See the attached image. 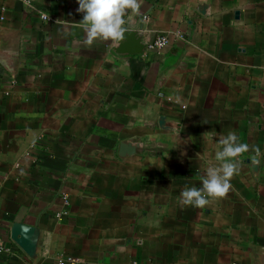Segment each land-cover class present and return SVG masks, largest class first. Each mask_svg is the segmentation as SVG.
Returning <instances> with one entry per match:
<instances>
[{"label":"crops","instance_id":"obj_1","mask_svg":"<svg viewBox=\"0 0 264 264\" xmlns=\"http://www.w3.org/2000/svg\"><path fill=\"white\" fill-rule=\"evenodd\" d=\"M78 7L0 0V264H264V0H141L138 55ZM229 132L227 198L182 207Z\"/></svg>","mask_w":264,"mask_h":264},{"label":"clouds","instance_id":"obj_2","mask_svg":"<svg viewBox=\"0 0 264 264\" xmlns=\"http://www.w3.org/2000/svg\"><path fill=\"white\" fill-rule=\"evenodd\" d=\"M77 12L83 13L76 26L85 33L84 44L92 46L95 41H110L114 46L125 38L127 31L126 16L139 14L141 0H77ZM222 150L215 153L216 164L206 168L202 177V187H185L180 194L179 204L182 207L193 206L205 208L212 201L227 198L232 189L231 179L240 171L243 154L250 152V146L239 142L235 132L219 138ZM254 155L249 159L252 165H259L260 148L251 149Z\"/></svg>","mask_w":264,"mask_h":264},{"label":"water","instance_id":"obj_3","mask_svg":"<svg viewBox=\"0 0 264 264\" xmlns=\"http://www.w3.org/2000/svg\"><path fill=\"white\" fill-rule=\"evenodd\" d=\"M144 49L145 46L141 43L140 35L127 28L125 38L119 44L115 52L124 55H138L141 54ZM13 240L27 253L30 251L31 247H33L30 242V236L22 237L20 240L13 238Z\"/></svg>","mask_w":264,"mask_h":264},{"label":"built area","instance_id":"obj_4","mask_svg":"<svg viewBox=\"0 0 264 264\" xmlns=\"http://www.w3.org/2000/svg\"><path fill=\"white\" fill-rule=\"evenodd\" d=\"M5 8H1V12H4ZM41 19L43 21L47 20V17L45 15H41ZM147 17L144 16L143 20H146ZM0 20H3L2 17H0ZM168 43V39L166 36H160L158 38L155 39V41L153 42V44L151 46H149L150 49L155 50V51H161ZM2 251H6V249L4 248V246L0 243V252ZM63 261V260H61ZM64 261L70 263V264H76L78 260L76 259H72V258H66L64 259ZM135 264V263H134Z\"/></svg>","mask_w":264,"mask_h":264}]
</instances>
